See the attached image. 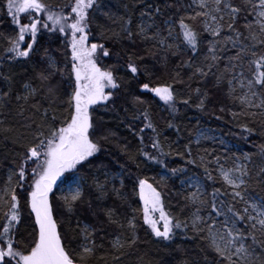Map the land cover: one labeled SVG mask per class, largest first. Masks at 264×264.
<instances>
[{
    "label": "snow or ice",
    "instance_id": "1",
    "mask_svg": "<svg viewBox=\"0 0 264 264\" xmlns=\"http://www.w3.org/2000/svg\"><path fill=\"white\" fill-rule=\"evenodd\" d=\"M0 11L10 29L0 31V154L10 159L0 172V264H264V197L250 192L264 191V164L223 140L230 155L201 149L209 137L199 128L182 150L162 140L147 98L173 117L178 104L212 105L245 139L251 124L264 127V0H132L122 12L108 0H6ZM45 36L59 40L62 59ZM16 66L33 75L17 81ZM225 85L227 103H213ZM98 107L132 109L131 122L142 124L139 146H120L130 196L123 172L94 164L101 141L115 138L96 121ZM173 155L203 174L185 175L171 207L168 181L186 172L169 167ZM142 163L164 174L149 182L128 167ZM178 236L200 241L195 254L177 246L161 255Z\"/></svg>",
    "mask_w": 264,
    "mask_h": 264
},
{
    "label": "trees",
    "instance_id": "2",
    "mask_svg": "<svg viewBox=\"0 0 264 264\" xmlns=\"http://www.w3.org/2000/svg\"><path fill=\"white\" fill-rule=\"evenodd\" d=\"M47 2L52 4L63 3V0H47ZM112 10L114 12H122L124 4H131L132 0H108ZM147 4L152 3H163V0H145ZM187 2V0H185ZM0 3H6V0H0ZM139 13H136V20L138 22ZM8 27V18L4 14V11H0V31H9ZM97 38L98 32H97ZM47 42V46L52 51L53 55L56 56L57 59H62L61 56V48L59 40L53 38L52 40H48L47 36L41 38V43ZM2 51V49H0ZM4 71H8V67L4 66ZM15 79L17 81H21L24 79H28L33 75L30 67H28L27 74H25V69L16 66L14 68ZM123 73H121L122 75ZM196 83H193V87H196ZM17 89L19 88V83L16 85ZM135 87V85H132ZM225 86H222L220 89L215 90L213 93V103L217 101L222 103H227L224 98V90ZM123 91V90H121ZM147 98L150 100V111L151 118L153 123L157 126L158 130L162 132L161 139L163 140L166 136L170 142H175V147H178L182 150V146L187 144L190 140H192L196 134L197 128H208L210 130L218 133L225 141L230 143L231 145L240 148L244 152L253 153V163L256 165L264 164V157L259 154V146L264 145V127H262L259 123L251 124L250 126L254 129V132L249 136L248 133H244L242 138L241 129L238 126H235L231 122V118L228 116H224L223 119H216V115H222L218 112L217 109H213L212 105H209V108L205 112H200L195 108L196 101H193L191 107L184 106L182 104H178L177 107L179 111L174 115H170L166 110V106L162 101H159L158 98L152 97L151 94H147ZM121 103L118 101V104ZM111 108V106H109ZM132 109H129L128 113H124L122 109L117 108L116 111L105 110L102 107H98L94 113V117L96 121L103 125V129L105 131H111L115 133V138H113L110 142L101 141L102 150L97 154L96 159L94 160V164L97 166H103L109 171L110 175L120 176L121 173H124L125 177V188L124 191L131 195L132 191V180L127 178V173L124 172L120 168L121 164H127V156L123 155L120 146L129 143V146L133 149L139 146V140L136 136L133 135V131L138 132L139 127H142V124L139 121L131 122ZM169 120H172L176 127L168 128L167 123ZM134 123L136 127L132 130L129 128V124ZM179 129V130H177ZM153 135L150 129H145L143 136L145 138V143L149 145L148 150L152 151L150 148V140L149 138ZM196 145L193 144V153L196 154ZM201 149H208L209 151L215 150L217 154H221L222 156L230 153H226V150L218 146L216 143L204 139L200 142ZM232 149V148H231ZM233 151V149H232ZM234 152V151H233ZM141 161L143 158H140ZM167 162L169 167L175 168H184L186 169L185 173H180L176 177H173L168 181V186L166 191L169 193L167 203L169 206L174 207L178 200L179 196L171 195L172 192H179L181 190L180 180L184 179L185 175H201L203 174V170L194 165H190L186 163V158H181L180 156L173 155L167 158ZM10 164V159H3V155L0 154V172H6L8 166ZM129 168L136 174H138L141 178L148 177L149 182H153L152 177H156L158 179L159 174H164V170L161 169L158 165L152 164L148 165L146 163H142L140 169H136L134 165H128ZM95 171V169H94ZM100 179L103 180L104 177L101 174ZM116 186L119 187V181H116ZM216 186H220L219 181ZM211 191V188H209ZM250 192L257 197H264V191H261L258 187H254L250 189ZM57 195L59 193L57 192ZM111 203V201H109ZM109 231H113L110 229ZM141 239H144V233L141 231L140 233ZM108 238L105 240V244L107 245ZM200 243L199 240H185L181 237H177L176 242L172 244L169 248L164 249L161 252V255H167L172 252L177 246L187 249L189 254H195L197 251V245ZM154 245L147 244L141 246L142 251H149L154 249ZM135 257H132V260L129 264H133L135 261Z\"/></svg>",
    "mask_w": 264,
    "mask_h": 264
},
{
    "label": "rangeland",
    "instance_id": "3",
    "mask_svg": "<svg viewBox=\"0 0 264 264\" xmlns=\"http://www.w3.org/2000/svg\"><path fill=\"white\" fill-rule=\"evenodd\" d=\"M200 130H203L204 133L206 134L207 137H209L207 140L212 141L213 143H216L218 146H221L220 144V140H223L225 142V144L227 145L228 148H232L234 152H236L237 154H240L242 151L240 148H237L233 145H231L230 143H228L227 141H225L218 133H216L213 130H210L208 128H201ZM196 135V134H195ZM204 139H201V141H203ZM223 147V146H221ZM224 148V147H223ZM225 149V148H224ZM182 180V179H181ZM180 180V182H181ZM181 184V183H180ZM59 193V191H58ZM60 194V193H59Z\"/></svg>",
    "mask_w": 264,
    "mask_h": 264
}]
</instances>
